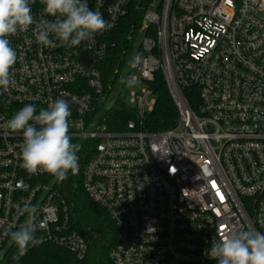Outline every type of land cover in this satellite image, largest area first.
Returning <instances> with one entry per match:
<instances>
[{
  "label": "built area",
  "instance_id": "built-area-1",
  "mask_svg": "<svg viewBox=\"0 0 264 264\" xmlns=\"http://www.w3.org/2000/svg\"><path fill=\"white\" fill-rule=\"evenodd\" d=\"M260 2L164 0L159 8L153 1L87 0L111 24L91 41L45 47L35 40V25L9 37L17 62L11 70L14 83L0 89V259L16 248L8 233L24 222L16 206L25 202L38 209L39 244L61 246L80 260L87 256L88 243L71 215L69 186L77 177L117 228L112 264H217L207 255L212 240L231 230L264 232ZM31 7L38 22L43 5L35 0ZM141 12L142 20L132 24L126 38L132 43L143 34L138 52L146 62L134 68L140 77L132 75L148 87L129 94L134 119L117 132L106 124L111 111L98 120L96 115L120 74L126 49L109 74L102 64L111 57L112 34ZM159 70L179 118L173 128L154 132L142 123L156 103L150 82ZM191 86L200 90L196 110L182 92ZM61 98L71 111L72 143L82 147L78 173L59 182L21 166L23 134L11 132L7 120L28 104L38 112Z\"/></svg>",
  "mask_w": 264,
  "mask_h": 264
},
{
  "label": "clouds",
  "instance_id": "clouds-1",
  "mask_svg": "<svg viewBox=\"0 0 264 264\" xmlns=\"http://www.w3.org/2000/svg\"><path fill=\"white\" fill-rule=\"evenodd\" d=\"M33 3L35 0H0V89L4 91L14 83L11 70L17 62V52L9 37L35 25L34 36L40 45L72 48L93 40L95 34L111 27L99 11L89 8L87 0H40L43 15L38 22L32 14ZM259 7L264 8V2H260ZM145 62L143 53L136 52L128 64L134 69ZM120 83L132 88L137 80L128 74L121 77ZM70 116L69 104L61 98L46 108L41 107L38 112L35 105L28 104L7 120L11 132L23 134L21 166L29 174L47 173L62 182L69 173H78L77 153L82 145L72 143ZM16 212L24 222L8 236L17 249L15 259H19L30 245L35 246L41 240L36 236L38 209L25 202L23 206H16ZM207 255L217 264H264V232L253 229L227 231L211 241Z\"/></svg>",
  "mask_w": 264,
  "mask_h": 264
},
{
  "label": "trees",
  "instance_id": "trees-1",
  "mask_svg": "<svg viewBox=\"0 0 264 264\" xmlns=\"http://www.w3.org/2000/svg\"><path fill=\"white\" fill-rule=\"evenodd\" d=\"M152 1L154 0H144V3L147 5ZM142 14L143 12L137 17L129 16L126 24L112 34L114 46L111 57L102 64L106 75L118 63L123 47L128 43L126 34L134 22L140 23ZM150 86L156 95V103L153 110L143 118V128L154 132L173 128L178 122L179 110L161 70L155 73ZM182 92L191 108L196 110L200 102L199 88L182 87ZM130 119H134V115L127 102L118 98L116 107L110 112L106 124L113 131H124ZM69 191L72 202V222L74 228L88 243L87 256L80 260L74 253L61 246L42 243L29 247L27 253L19 259H15L16 248L8 250L0 259V264H112L109 252L118 239L114 221L106 210L88 198L82 188L80 177L70 181Z\"/></svg>",
  "mask_w": 264,
  "mask_h": 264
},
{
  "label": "rangeland",
  "instance_id": "rangeland-1",
  "mask_svg": "<svg viewBox=\"0 0 264 264\" xmlns=\"http://www.w3.org/2000/svg\"><path fill=\"white\" fill-rule=\"evenodd\" d=\"M163 1L164 0H154L153 2H155L154 5L156 4L157 7L160 8L162 6ZM142 36H143V34L140 33L137 35V39L134 42L125 44L126 48L124 45L123 52L126 49L127 53L124 56V59L121 61V64L119 66L120 67V74H118L117 79L112 86L113 89L111 91H107L105 93V98L103 99L104 105L100 107V111L96 115L97 120H98V118L101 117V115L103 116L105 113L112 111L116 107V104H117L116 95H119V98L124 99V101L127 102L128 106L134 107L135 104H133L129 100V94L134 93V92H138V91H140V89L148 87V84L145 81L141 80L140 78L137 79V84L132 88H127L120 83V79L122 76H126L128 74H135L136 73V72H134L133 68L129 67L128 61H129V59H131V57L133 56L134 53L138 52L139 40ZM136 74L140 77L139 73H136Z\"/></svg>",
  "mask_w": 264,
  "mask_h": 264
},
{
  "label": "water",
  "instance_id": "water-1",
  "mask_svg": "<svg viewBox=\"0 0 264 264\" xmlns=\"http://www.w3.org/2000/svg\"><path fill=\"white\" fill-rule=\"evenodd\" d=\"M84 60L86 61V63H87L88 65H91V63H92V61H91V60H89V59H86L85 57H84Z\"/></svg>",
  "mask_w": 264,
  "mask_h": 264
}]
</instances>
